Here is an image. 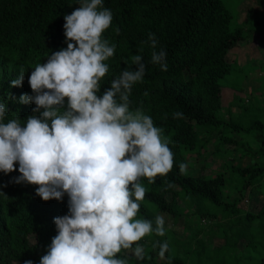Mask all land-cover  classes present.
<instances>
[{"label":"trees","instance_id":"1","mask_svg":"<svg viewBox=\"0 0 264 264\" xmlns=\"http://www.w3.org/2000/svg\"><path fill=\"white\" fill-rule=\"evenodd\" d=\"M254 1L256 5L249 13L250 26L245 29L235 23L234 13L224 0H104V6L113 13L112 26L105 36L117 45L114 57L107 61L110 72L103 82L105 87L124 67H134L129 58L138 54L149 32L156 35L158 47L167 51L168 71L162 72L159 66L148 63L151 50L144 46L146 75L143 83L134 87L131 96L132 106L142 104L146 114L164 129L175 154L174 168L166 178L158 177L155 184L143 181L147 194L141 203L140 218L154 221L161 213L172 218L174 224L180 219L187 224L190 220L187 207L195 204L200 217L217 219L219 209L227 213L226 217L239 215L241 209L237 201L233 204L224 201L230 180L240 185L239 195L246 202L252 201V193L258 206L264 201V106L249 105L235 95L232 102L238 98V107L247 113L246 117L236 120L234 107L224 102V82L242 78L236 76L237 64L228 61L230 52L240 43L249 42L254 33L264 34V18L256 19L264 10V0ZM78 4L79 0H0V97L6 103L9 118L17 114L25 120L32 114L35 105H22L18 103L19 97L31 94L28 76L34 66L44 62L50 52L66 48L63 17L71 14ZM262 15L264 17V13ZM21 66L26 72L23 86L13 88L11 80L18 77ZM234 81L228 88L241 92L240 83L237 79ZM145 92L148 95H144ZM177 111L183 112V119H173ZM165 114L167 119H162ZM236 136L242 139L237 140ZM246 139L259 143V149L249 144L251 147H246L244 153L249 154L252 162L246 167L240 163L235 165L240 146ZM211 144L212 154L207 151ZM231 146H235V150L229 149ZM191 155L205 161L210 156L231 155L232 159L223 160L219 172H207L210 167L207 162L199 175L188 172L181 175L179 164L187 163ZM18 175V171L8 175L0 173V185H6L0 189L6 195L0 196V264H24L25 260L39 264L57 234L54 218L68 214V197L65 195L63 201L44 202L35 194L36 186L11 182ZM166 181L176 186L169 189ZM256 189L260 190V197L255 195ZM263 214L264 204L261 211H247L246 217L241 216L232 223L237 227L242 219L250 222ZM203 224L210 225L212 221L203 218L200 226ZM250 229V224L239 229L235 247L241 242H247L250 247L254 240L258 244V238L249 235ZM150 239L148 242L145 237L142 241L145 259H130V264H168L167 259L160 262L158 249H152V242L156 240L169 242L170 252L166 257H172L171 264H190L187 256L176 253L175 244L187 249L188 255L192 254L194 242L197 250H208L198 234L188 241L174 236L168 240L166 236L152 235ZM230 244L226 240L225 245ZM258 264H264V255Z\"/></svg>","mask_w":264,"mask_h":264},{"label":"clouds","instance_id":"2","mask_svg":"<svg viewBox=\"0 0 264 264\" xmlns=\"http://www.w3.org/2000/svg\"><path fill=\"white\" fill-rule=\"evenodd\" d=\"M63 19L66 48L34 66L28 76L31 94L18 100L35 105L32 114L25 120L17 114L9 118L0 97V173L18 171L11 182L36 186L35 194L44 202L68 197V214L54 218L57 234L39 264L143 261L145 237H165L168 231L163 215L154 221L140 218L147 194L143 181L155 184L158 177L166 178L175 154L164 129L142 104L133 107L131 96L146 75L144 46L151 50L148 63L162 72L168 71L167 51L149 32L138 54L129 58L134 67H124L105 87L107 61L117 50L105 36L113 22L111 9L104 0H79ZM18 71L13 88L25 80L24 67ZM173 119H183V112L173 113ZM188 167L181 162L180 174L186 175ZM0 196L6 197L2 190ZM151 247L171 264L167 240L153 241Z\"/></svg>","mask_w":264,"mask_h":264},{"label":"rangeland","instance_id":"3","mask_svg":"<svg viewBox=\"0 0 264 264\" xmlns=\"http://www.w3.org/2000/svg\"><path fill=\"white\" fill-rule=\"evenodd\" d=\"M226 5L231 9L234 13L236 22L242 25L245 29L249 28V13L250 9L253 8L256 4L254 0H224ZM264 10L262 9L261 15L256 16V19H263ZM255 20V18L253 19ZM261 26V25H260ZM259 26V27H260ZM257 27V28H259ZM264 43V34L262 33H254V35L250 38L249 42L240 43L237 48L232 50L228 56V61L234 62L237 64L236 67V76H241L242 78L235 77L234 79H229V83L224 82V102L229 106L232 105L233 114L237 118L246 117L247 113L241 107H238V98H242L245 103H250L249 105H253L255 107L264 106V52H263V44ZM241 68V71L239 70ZM239 71L242 72L239 74ZM237 79L240 83V87L242 88L241 92L236 93L230 87L228 88V84H234V80ZM238 98L232 102L234 96ZM250 101V102H248ZM237 140L242 139L239 136L235 137ZM245 143L240 146L241 152L237 154L235 165L238 163L242 164L243 167H246L248 164L252 162V158L249 157V154H245V148L251 147L249 144H252L256 150L259 149V143H255L256 141H252L251 139L244 140ZM212 144L209 146L208 150L210 154L212 151ZM235 146H231L229 149L235 150ZM225 149V148H224ZM224 153V152H223ZM234 157V156H233ZM231 155H226L225 157H214L210 156L207 161L203 158L198 157V155H191L187 157L188 164V173L192 175H199L203 168L206 167V163L208 162L210 167L207 168V172H219L221 169V165L224 161L231 160ZM224 160V161H223ZM258 161L259 159L256 158ZM229 172V169L225 170ZM229 174V173H227ZM228 188L226 189L224 195V201L230 204H233L237 201V206L241 209V214L233 215L230 217H226L225 214L222 213V210H217L219 214L217 219L200 217L196 213L197 205L189 208L187 207V213L189 214V223L186 224L185 220H179L178 224H174V220L170 217L164 216L166 221V227L168 231L166 233V237L168 240H171L172 237H176L181 241H188L192 235L198 234V239L203 240V242L207 245L208 250L199 249L197 250V243L194 242L192 246V254H187V249L180 246L177 247L175 244L176 253L182 256H187L190 264H258L260 262L261 257L264 255V214L259 216L252 221L248 222L246 218L242 219V224L239 226H234L232 221L236 220L241 216L246 217V212H259L263 208L264 201L257 205V200L254 194L252 193L251 202L247 201L240 197L239 195V187L237 184L233 183V181H229ZM264 187V186H263ZM262 194H264V188ZM255 195L260 197L262 195L260 190L256 189ZM244 196V195H243ZM264 196V195H263ZM245 197V196H244ZM170 199V198H169ZM183 205V202H181ZM214 210L215 207L212 206ZM229 211V210H228ZM158 215H162L158 213ZM206 218L207 220H211L212 224L204 226H200L201 219ZM248 224L251 225L250 234L262 242L260 245L254 243L247 247V242H241L240 246L235 247L234 244L236 242L239 234V229L244 228ZM226 240L230 241V245L227 247ZM151 239L148 237V242ZM233 243V244H232ZM164 260L160 259V262H164Z\"/></svg>","mask_w":264,"mask_h":264}]
</instances>
